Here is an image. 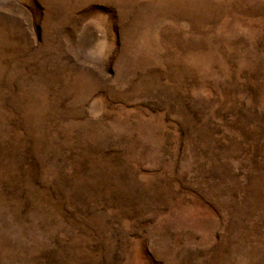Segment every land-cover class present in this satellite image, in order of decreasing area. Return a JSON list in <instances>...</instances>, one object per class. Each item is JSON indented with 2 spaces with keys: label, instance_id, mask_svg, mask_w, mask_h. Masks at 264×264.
Masks as SVG:
<instances>
[{
  "label": "rangeland",
  "instance_id": "1",
  "mask_svg": "<svg viewBox=\"0 0 264 264\" xmlns=\"http://www.w3.org/2000/svg\"><path fill=\"white\" fill-rule=\"evenodd\" d=\"M0 264H264V0H0Z\"/></svg>",
  "mask_w": 264,
  "mask_h": 264
}]
</instances>
